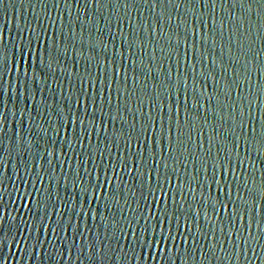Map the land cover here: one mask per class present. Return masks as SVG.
I'll return each mask as SVG.
<instances>
[{"label": "water", "instance_id": "95a60500", "mask_svg": "<svg viewBox=\"0 0 264 264\" xmlns=\"http://www.w3.org/2000/svg\"><path fill=\"white\" fill-rule=\"evenodd\" d=\"M0 264H264V0H0Z\"/></svg>", "mask_w": 264, "mask_h": 264}]
</instances>
